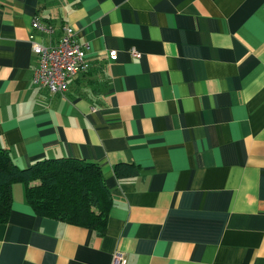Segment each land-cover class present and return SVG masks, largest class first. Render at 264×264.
I'll return each mask as SVG.
<instances>
[{
  "label": "crops",
  "instance_id": "obj_1",
  "mask_svg": "<svg viewBox=\"0 0 264 264\" xmlns=\"http://www.w3.org/2000/svg\"><path fill=\"white\" fill-rule=\"evenodd\" d=\"M65 26L89 66L51 93L31 39ZM0 147L19 167L94 162L112 199L98 234L14 183L0 264H264V0H0Z\"/></svg>",
  "mask_w": 264,
  "mask_h": 264
},
{
  "label": "trees",
  "instance_id": "obj_2",
  "mask_svg": "<svg viewBox=\"0 0 264 264\" xmlns=\"http://www.w3.org/2000/svg\"><path fill=\"white\" fill-rule=\"evenodd\" d=\"M119 178L139 173L134 163H117ZM22 182L25 197L36 214L104 232L112 205L99 165L76 158H47L27 167L17 166L0 147V223L9 218L11 188Z\"/></svg>",
  "mask_w": 264,
  "mask_h": 264
},
{
  "label": "built area",
  "instance_id": "obj_3",
  "mask_svg": "<svg viewBox=\"0 0 264 264\" xmlns=\"http://www.w3.org/2000/svg\"><path fill=\"white\" fill-rule=\"evenodd\" d=\"M32 27L43 32H49V27L37 18L32 21ZM33 52L37 57V66L33 74V83L47 89L51 93H63L68 80L78 73L88 70L86 60L89 44L80 42L71 26H65L59 42L56 45H43L31 39ZM130 54L139 57L140 54L131 49ZM110 60L117 58L115 49L108 51ZM113 264H126L123 253L113 254Z\"/></svg>",
  "mask_w": 264,
  "mask_h": 264
},
{
  "label": "rangeland",
  "instance_id": "obj_4",
  "mask_svg": "<svg viewBox=\"0 0 264 264\" xmlns=\"http://www.w3.org/2000/svg\"><path fill=\"white\" fill-rule=\"evenodd\" d=\"M21 184V183H20ZM22 185V184H21Z\"/></svg>",
  "mask_w": 264,
  "mask_h": 264
}]
</instances>
